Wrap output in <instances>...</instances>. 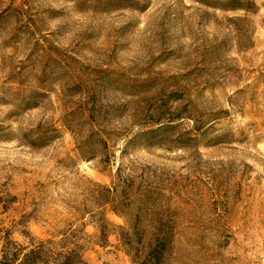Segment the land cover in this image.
<instances>
[{"label":"rangeland","instance_id":"obj_1","mask_svg":"<svg viewBox=\"0 0 264 264\" xmlns=\"http://www.w3.org/2000/svg\"><path fill=\"white\" fill-rule=\"evenodd\" d=\"M118 169L172 198L168 264H264V0H0V218L131 264Z\"/></svg>","mask_w":264,"mask_h":264},{"label":"trees","instance_id":"obj_2","mask_svg":"<svg viewBox=\"0 0 264 264\" xmlns=\"http://www.w3.org/2000/svg\"><path fill=\"white\" fill-rule=\"evenodd\" d=\"M103 186L104 194L97 197L99 208H108L126 222L118 228L120 248L131 264H168L179 235L178 215L171 205V197L164 188L152 186L143 175L139 183L121 179ZM16 198L4 194L0 197V215H4ZM92 220L99 233L97 245L104 247L113 232L106 216ZM28 218L21 215L0 218V264H87V236L82 228L66 224L46 237L32 235L27 229Z\"/></svg>","mask_w":264,"mask_h":264}]
</instances>
